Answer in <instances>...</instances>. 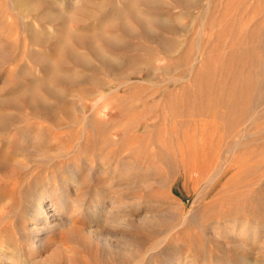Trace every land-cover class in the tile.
Segmentation results:
<instances>
[{"label":"rangeland","instance_id":"rangeland-1","mask_svg":"<svg viewBox=\"0 0 264 264\" xmlns=\"http://www.w3.org/2000/svg\"><path fill=\"white\" fill-rule=\"evenodd\" d=\"M52 1L0 0V110L16 101L34 138L0 134L9 161L0 168V264H264V0L136 4L144 18L174 25L153 26L174 44L138 35L121 48L95 36L112 68L85 41L63 37L95 69L58 38L122 39L111 20L128 0H92L105 4H88L92 16L70 12L79 0ZM49 8L65 10L66 22L50 21ZM32 89L54 115L33 109ZM45 189L68 198L60 224L37 233ZM97 202L105 209L90 221ZM245 220L260 225L257 241L249 231L241 239Z\"/></svg>","mask_w":264,"mask_h":264},{"label":"bare ground","instance_id":"bare-ground-1","mask_svg":"<svg viewBox=\"0 0 264 264\" xmlns=\"http://www.w3.org/2000/svg\"><path fill=\"white\" fill-rule=\"evenodd\" d=\"M39 2L49 5V4H53L52 0H38ZM177 2L183 4L185 7L187 6H192L194 3H196L194 0H176ZM127 5H125L124 7H120L119 9H114L113 13L114 16L111 20V24L113 25H117V27H119L122 30V39H118L115 38L113 36L110 35H106L103 34L102 32L94 34V33H90V34H81L80 31H69L65 34V36H60V38H58V41H60V47L63 50V52L67 55H69L73 60H75L78 63L84 64L86 66H88L89 68H94V65L92 64L91 61L88 60L87 56L82 53L77 51L76 49L73 48V46L69 43H67L65 41V39L63 37H70V38H76V39H80L86 42V44L88 45V47L90 48L91 52L97 56L99 59H101V61H103L107 66H110L111 68L112 66V62L109 58H107V56L104 54L103 50L101 49L99 43L95 42L94 37L95 36H99V38L103 41H105V43L109 44L110 46H115V47H121V48H132L134 46L133 42H132V38H135L138 35H142L145 36L149 39H152L154 41H157L164 49L166 50H170L172 49V46L174 44L173 40L162 35L160 32H157L155 30H153V26H157V27H161L165 30H173L175 27L172 23H166V21H161L159 20V18H151V19H146L144 18V16L141 15V13L136 9V4H141L144 5L146 7H150L151 8H158L160 6V3L158 0H128ZM92 5V8L98 10V11H102L105 8V4L104 3H98V2H93L92 0H79L78 2H72L70 3L69 7L70 8V12H74V13H81L84 15H90L92 16L94 14V11L92 9L87 8V5ZM168 4V3H167ZM23 5L22 0H11V6L13 8H18L19 6L21 7ZM67 7V6H66ZM50 11L49 12V20L50 21H63L66 22L67 20V15L65 14V10L62 11L60 9H53V8H49ZM155 10V9H154ZM189 15V14H188ZM72 16V15H71ZM71 18V17H70ZM75 19V18H74ZM133 21L137 24L134 25ZM172 22V21H171ZM63 26V25H62ZM176 26V24H175ZM102 28V27H101ZM185 28V27H184ZM88 29V28H87ZM96 31V29H95ZM176 31V30H175ZM181 32V31H180ZM169 33V32H168ZM35 39L37 40H41V34H34L33 35ZM176 39V38H175ZM98 40V39H97ZM147 41V40H146ZM157 43V44H158ZM146 44V43H145ZM141 45V44H140ZM159 46V45H158ZM139 48V47H137ZM134 49V48H133ZM149 49V48H148ZM144 50V49H143ZM151 50V49H150ZM135 60V59H134ZM132 59L128 60V61H134ZM139 62V61H138ZM134 63V62H133ZM137 63V62H136ZM116 64V63H114ZM135 64V63H134ZM117 65V64H116ZM51 67V66H50ZM118 68V67H116ZM95 69V68H94ZM119 69V68H118ZM55 71V70H54ZM117 70H115L116 73ZM62 72V71H61ZM67 72V71H66ZM84 75V74H83ZM60 77L59 74H56V77ZM72 76V75H71ZM78 80V79H77ZM45 85L47 87L48 84L45 83ZM25 87V86H24ZM38 87V86H37ZM20 91V90H19ZM23 94V93H22ZM15 96V95H14ZM31 99L35 100L36 102L39 101V96L38 93L36 92V90L32 89L31 90ZM6 99V97H5ZM15 99V98H13ZM3 101V100H2ZM1 102V101H0ZM10 105L12 106V110L11 111H2L0 110V134H2L3 132H5L6 130H14L16 131V137L21 138L22 140H30V137H32V130H30L29 127L24 126L23 125V116L20 113V106L19 104L16 103V101H12L9 102ZM30 103V102H29ZM3 105V104H2ZM71 107V106H70ZM80 108V106L76 105L75 108L78 109ZM33 109L35 111H42L44 113H49L51 115L53 114V108L50 105L47 104H42L40 102L36 103L35 106H33ZM80 110V109H79ZM24 112V111H23ZM78 112V111H77ZM22 124V125H21ZM42 130L41 132H36L34 135V137L36 139H42L43 138V134H42ZM45 134V133H44ZM46 135V134H45ZM29 138V139H28ZM45 138V137H44ZM34 139V138H33ZM31 139V140H33ZM16 140V139H15ZM30 140V141H31ZM7 140L1 139L0 140V147L2 148L3 146H5L7 144ZM26 143V142H25ZM29 142L27 141V144ZM24 144V143H22ZM31 145V143H30ZM23 146V145H22ZM21 146V147H22ZM37 146V145H36ZM27 148V146L25 147ZM39 148V147H38ZM23 149V148H22ZM28 149V148H27ZM33 149V148H32ZM36 150V149H35ZM42 150V149H41ZM45 152V149H43ZM51 151V150H50ZM6 152V151H5ZM43 152V151H42ZM16 153V152H15ZM21 153V152H20ZM19 156V155H18ZM40 156V155H39ZM10 159V158H9ZM9 163L7 156L5 155H0V168L1 167H5L7 166ZM76 164V163H75ZM41 165V164H40ZM35 166V165H34ZM36 167V166H35ZM6 169V168H5ZM34 171V170H33ZM28 172V171H27ZM31 173V172H30ZM74 174V173H73ZM27 175V174H26ZM22 176V175H21ZM49 176V175H48ZM78 177V176H77ZM72 178V177H71ZM79 178V177H78ZM74 179V176H73ZM72 179V180H73ZM51 180V179H50ZM55 180V179H54ZM67 180V179H66ZM79 180V179H78ZM53 181V179H52ZM75 181V180H74ZM77 181V180H76ZM8 182V181H7ZM54 182V181H53ZM67 182V181H65ZM80 182V180H79ZM48 183V181H47ZM62 184V183H61ZM13 187V186H12ZM42 187V186H41ZM49 187V186H48ZM54 191V190H53ZM57 192V191H56ZM59 193V192H58ZM39 197L38 199V204H36L35 209H34V215H33V221L36 223L34 230L37 233H40L41 228L38 225L39 224H43L45 223L47 227L48 224L52 223L53 225H56L57 223L60 224L58 221L61 219L62 215H63V211L65 210V201L67 200V198L64 195H58L57 194V198H54L52 193H50V191H48V189H45L42 193H39ZM70 197V196H69ZM95 198V197H94ZM97 198V197H96ZM105 198V197H104ZM74 199V198H73ZM69 201V200H68ZM67 201V203H68ZM35 202V201H34ZM70 202V201H69ZM135 202V201H134ZM139 203V202H138ZM71 204V203H70ZM119 204V203H118ZM68 205V204H67ZM102 204H99L98 202L95 203L92 208L87 210V213L90 217V221L96 220L93 218H96L97 215H99V213L105 209L101 208ZM114 205V203H113ZM134 205V204H133ZM79 206V205H78ZM81 206V205H80ZM84 206V205H83ZM81 206V207H83ZM132 206V205H131ZM119 207V206H118ZM122 207V206H121ZM137 207V206H136ZM141 207V206H140ZM68 208V207H67ZM110 208V207H109ZM138 208V207H137ZM114 209V208H113ZM127 209V207H126ZM119 210V208H118ZM133 211V210H132ZM81 212V211H80ZM111 212V210H110ZM125 212V210L123 211ZM78 213V212H77ZM82 213V212H81ZM117 213V212H116ZM120 213V212H119ZM127 213V212H126ZM130 213V212H129ZM128 213V214H129ZM133 213V212H132ZM121 214V213H120ZM123 215V214H121ZM127 215V214H126ZM73 216V214L71 215ZM106 216V214H105ZM128 216V215H127ZM70 217V216H69ZM74 217V216H73ZM129 217V216H128ZM92 218V219H91ZM106 218V217H105ZM119 218V217H118ZM72 219V218H71ZM74 219V218H73ZM75 220V219H74ZM110 220V219H109ZM107 221V219H106ZM105 221V222H106ZM111 221V220H110ZM116 221V220H115ZM240 221V220H239ZM238 221V222H239ZM72 222V221H71ZM114 222V221H113ZM112 222V223H113ZM263 222V221H262ZM70 223V222H69ZM111 223V225H112ZM117 223V222H116ZM44 224V225H45ZM62 224V223H61ZM123 224V222H122ZM121 224V225H122ZM93 225V224H92ZM92 225H89V231L95 234L96 232H98L97 229H93ZM119 225V224H118ZM87 226V225H86ZM99 226V225H98ZM123 226V225H122ZM240 227V237L242 235V233L244 231H249L252 232V234H254V238L253 240L257 241V237H258V231H260L261 227L259 224H255L250 222V221H243L239 223ZM48 228L50 229L49 225ZM48 228H46L48 230ZM87 227H85L86 229ZM226 227V230L228 231L229 228ZM263 228V227H262ZM31 229V228H30ZM33 229V228H32ZM31 229V230H32ZM33 230V231H34ZM234 229H232L233 231ZM5 231V230H4ZM35 232V233H36ZM87 232V231H86ZM230 232V231H228ZM234 233V232H233ZM232 233V234H233ZM248 233V232H247ZM246 234V233H245ZM244 234V235H245ZM261 234V233H260ZM90 235V234H89ZM105 235V233H104ZM237 235V234H236ZM39 236V235H38ZM100 236V235H99ZM106 236V235H105ZM110 236V235H109ZM235 236V235H234ZM92 237V236H91ZM236 237V236H235ZM260 237V236H259ZM33 238V237H32ZM238 238V237H237ZM236 238V239H237ZM246 238H248L246 236ZM245 238V239H246ZM241 239H244L241 237ZM252 239V238H250ZM260 239V238H259ZM238 240V239H237ZM240 240V239H239ZM247 240V239H246ZM32 241V240H31ZM242 241V240H241ZM1 242V241H0ZM15 244V243H14ZM0 247H3V245H0ZM15 257V256H14ZM13 258V257H12ZM11 258V259H12ZM3 260V259H2ZM7 264V261H5ZM11 262V261H10ZM30 262V261H29Z\"/></svg>","mask_w":264,"mask_h":264}]
</instances>
